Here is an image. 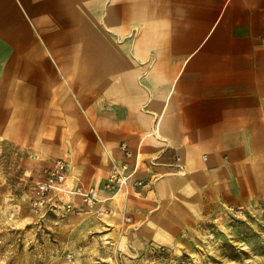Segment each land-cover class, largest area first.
Masks as SVG:
<instances>
[{
    "label": "crops",
    "instance_id": "crops-1",
    "mask_svg": "<svg viewBox=\"0 0 264 264\" xmlns=\"http://www.w3.org/2000/svg\"><path fill=\"white\" fill-rule=\"evenodd\" d=\"M0 139L66 159L106 211L57 213L184 245L217 206L264 201V0H0Z\"/></svg>",
    "mask_w": 264,
    "mask_h": 264
},
{
    "label": "rangeland",
    "instance_id": "rangeland-1",
    "mask_svg": "<svg viewBox=\"0 0 264 264\" xmlns=\"http://www.w3.org/2000/svg\"><path fill=\"white\" fill-rule=\"evenodd\" d=\"M46 158L0 139V264H264V201L217 206L180 246L130 249L89 220L39 210L33 189Z\"/></svg>",
    "mask_w": 264,
    "mask_h": 264
},
{
    "label": "built area",
    "instance_id": "built-area-1",
    "mask_svg": "<svg viewBox=\"0 0 264 264\" xmlns=\"http://www.w3.org/2000/svg\"><path fill=\"white\" fill-rule=\"evenodd\" d=\"M127 158L133 157V152L128 148L126 142L122 143ZM134 169L131 161L126 159L122 163H114L110 170L107 188L111 190L113 196L122 191L130 192V178ZM68 178V163L64 158H57L51 163L44 166L40 178L36 181L33 189V204L36 209L49 210L63 206L66 211L81 212L84 208L90 211H95L97 215H104V209H95L96 204L102 201L96 195L94 186L88 188L79 187L77 189H69L65 186ZM67 193L71 196L80 195L83 199V207L75 205L71 200H62V196ZM245 205H239V213H243ZM132 217H128L131 220Z\"/></svg>",
    "mask_w": 264,
    "mask_h": 264
}]
</instances>
